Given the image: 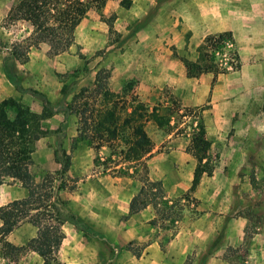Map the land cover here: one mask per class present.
<instances>
[{
	"label": "rangeland",
	"instance_id": "1",
	"mask_svg": "<svg viewBox=\"0 0 264 264\" xmlns=\"http://www.w3.org/2000/svg\"><path fill=\"white\" fill-rule=\"evenodd\" d=\"M165 4L166 0H131L128 7H125L121 4V0H109L103 9L99 11L91 9L87 12L74 32L72 44L65 52L50 55L47 45L41 44L37 49L32 48L30 57L22 66L12 60L5 63L3 60L6 55L2 59L3 54L0 53V79L2 78L3 81L0 82V100L13 97L28 105L35 113H40L44 99L53 105L64 103L62 89H72L77 92L81 87L91 86L94 75L99 69H107L110 72L108 85L111 90L121 92L126 89L128 93L133 91V94L137 95L136 88L141 78L148 79L151 76L149 70L151 71L152 67H149L148 63L152 58L163 59L165 56L172 55L180 63V57L191 61L198 60V47L188 49L187 44L186 52L180 57L177 55L176 47L170 42L171 28L180 26V23L175 16L166 15ZM6 10L0 9V49L23 39L31 29L30 25L23 21L6 20ZM234 49L236 52L235 45ZM141 63L143 64L139 68ZM233 65L216 75L209 73L214 77V83L217 77L221 76L227 79L224 81L226 85H235L238 77L234 75L240 67L238 56ZM4 68L17 72L16 81L9 79ZM153 76L158 75L155 73ZM155 82L154 96L146 97L145 100L139 94L137 97L150 108L156 107L159 114L164 116L165 123L162 126H157L152 121L145 125L154 153L158 155L167 153L168 135L186 138L189 145L192 134L196 130L198 118L202 117V111L208 106L184 107L174 96L170 86H163L160 81ZM27 89L35 90L39 94H32ZM240 92L239 103H242L243 107L248 106V90ZM254 123L256 126L251 129L245 126L227 128L215 146L210 147L209 165H212L213 170L217 172L215 176L212 174L209 179H205L197 198L189 191L174 194L167 192L163 184L167 200L178 203L173 211L179 209V216L171 213V216L164 218V207L158 201L155 206L150 205L154 209L149 208L142 214V219L145 222L148 219L147 223L154 228L153 235L159 236L162 244L168 239H173L177 229L190 226L191 222L202 213L208 212L220 218L219 222L214 224L219 228L209 244L206 241L210 237L196 232L198 241L205 242L206 246L204 249L198 246L195 250L190 248L184 264H192L198 253L199 264H205L212 257L213 252L215 256L211 263L215 264H264V119H258ZM242 124L244 125L243 122ZM41 127L43 133L36 142L31 165V172L36 183H40L46 175H50L54 180L53 189L60 190L58 188L60 185L74 187L78 180L84 181L89 176V181L94 185V204H92L94 208L95 204L100 203L101 195H104V191H108L112 184L117 186L118 193L122 194L128 195L131 192L134 194L139 190L145 176V173L139 172L140 165H136L138 171L133 175L102 172L103 166L100 163L104 162L108 150L100 149L99 162H94L97 153L88 141L78 136L74 115L58 110L45 119ZM187 149L185 152L196 162ZM62 153L68 155L70 166L72 160L77 159L75 165L82 169V172H76L78 174L75 175L74 172L68 173L67 170L60 177V170L51 169V172L43 174L44 164L50 159L60 167V162L64 161ZM158 164L166 165L165 162L156 163ZM149 172L150 168L147 166L148 178ZM17 183L3 184L0 195L16 187ZM213 187L219 190L213 192ZM183 197L189 199L186 200ZM201 202L203 204L199 206ZM120 204L119 200L118 205ZM66 212L68 216H74L85 226L84 232H81L86 240L101 241L106 250L108 249L105 256L98 255L97 264L100 262L121 264L122 260L121 262L115 260L118 249L127 250L128 243L121 248L116 244L114 236L121 232L123 225H126L124 216H120L116 226L110 215L103 232L96 229L94 224L85 223L74 213ZM153 212L154 220L153 218L149 220ZM68 216L64 218L65 221L72 223ZM229 226L233 227L231 231L228 230ZM116 228L117 231H115ZM30 231H20L18 235L20 233L24 236L27 233L29 235ZM229 234L230 237H228ZM230 241L232 243L229 246ZM130 242H133V249L141 250L145 245V243L138 245L135 241ZM217 253L219 255H216ZM88 260L94 263L92 255L88 256ZM62 262L65 263L63 260ZM0 264H41V260L30 250L4 255L0 240Z\"/></svg>",
	"mask_w": 264,
	"mask_h": 264
},
{
	"label": "trees",
	"instance_id": "2",
	"mask_svg": "<svg viewBox=\"0 0 264 264\" xmlns=\"http://www.w3.org/2000/svg\"><path fill=\"white\" fill-rule=\"evenodd\" d=\"M107 1L109 0L17 1L7 12L6 20L24 21L30 25L31 31L25 38L11 44L5 63L9 58L20 63L26 62L29 50L38 48L41 44L47 45L50 55L65 52L72 44L74 32L87 12L91 9H103ZM121 4L128 7L130 0H121ZM228 38L231 39L228 32L208 35L197 48L198 60L180 57L186 76L196 78L204 73L216 75L223 72L227 67L219 65L214 51H223L224 41ZM230 55L227 65L232 64L231 59H237L235 50ZM4 71L11 81H16L14 72L7 68ZM109 78L110 72L107 69L97 70L91 86L81 87L77 92L62 89L64 103L53 105L44 99L40 113H35L28 105L13 97L0 100V185L17 181L27 190L25 198L0 206V240L4 255L30 250L41 258V264H65L59 260L58 251L64 239L62 225L68 214L55 196L53 178L46 175L40 183H36L30 172L36 142L43 133L42 122L58 110L75 116L78 136L88 141L97 153L95 163L99 162L100 149L108 150L104 162L100 163L103 166L102 172L133 175L138 171L136 165H140L139 172L145 173L142 185L129 201L125 219L149 205L155 206L157 201L164 207V218L171 216V213L179 216V209L173 211L178 203L165 199L161 182L150 180L146 175V161L153 146L145 125L152 121L157 126H162L165 123L164 116L159 114L156 107L150 108L141 101L133 91L128 93L126 89L121 92L111 90ZM27 90L32 94H39L35 90ZM209 149L210 141L206 136L203 120L199 117L187 149L196 160L189 192L195 190L203 174L211 176L213 173L214 167L209 165ZM62 154L64 161L60 162V177L70 166L68 155ZM61 187L63 186L58 188ZM68 217L75 227L84 232L83 224L72 215ZM22 223H30L36 227V236L25 245L16 247L5 238ZM132 245L133 242H129L126 249L139 257L140 249H133Z\"/></svg>",
	"mask_w": 264,
	"mask_h": 264
},
{
	"label": "crops",
	"instance_id": "3",
	"mask_svg": "<svg viewBox=\"0 0 264 264\" xmlns=\"http://www.w3.org/2000/svg\"><path fill=\"white\" fill-rule=\"evenodd\" d=\"M1 1L0 9H7L8 12L16 0ZM164 9L166 15L175 16L178 23H180V26L171 28L172 36L170 40L176 47V53L179 57L186 52V44L188 49H195L208 35L230 33L240 63L239 70L234 75L238 77V82L235 85L228 86L224 83L227 79L219 76L214 83V77L209 73L201 74L196 78H188L182 62L180 63L178 59L168 55L163 59L152 58L148 63V66L152 67L151 71L149 70L151 76L148 79L141 78L136 93L144 100L146 97L154 96L155 81H160L163 86L171 87L172 93L179 99L182 106L189 108L207 105L208 107L202 111L201 118L205 125L206 136L210 141V147L215 146L227 128L245 126L251 129L255 127L256 123L254 121L264 119V0H166ZM11 44L0 49V53L3 54L2 59L5 55L4 59L9 57L8 52ZM31 50L32 48L28 52V58ZM11 60L21 66L26 64V62L20 63L14 58H9L8 61ZM142 64L139 65V68ZM14 73L18 77L17 72ZM155 73L158 78L153 76ZM0 82H3L2 78ZM245 89L248 90V106L243 107L242 103L238 101V95L241 93L240 91ZM237 92L239 93L237 94ZM166 142L167 153L155 155V151L152 149L146 161L148 168H150L149 179L160 181L162 187L165 185L167 192L173 194L189 191L196 162L185 152V149L189 146L188 139L168 135ZM75 160L77 159L72 160L68 173L74 172L76 175L78 174L76 172L81 173L82 169L76 167ZM160 162H165L166 165H156ZM43 169V174H45L51 172V169L60 170V167L50 159L44 164ZM216 172L217 170H213L212 174L215 176ZM211 176L205 174L201 176L197 187L192 192L196 198L200 194V188L205 179H209ZM17 184L7 193L0 195V206L27 196V190L19 182ZM93 187L94 185L89 181L88 176L84 181L82 179L78 180L74 187L64 185L60 190L54 189V192L63 210L74 213L76 217L82 219L85 223H92L96 229L105 232L104 226L109 222L110 215L116 226L121 218L120 216L125 218L128 215L129 201L135 193L131 192L128 195L118 193L117 186L112 184L109 186L108 191H104V195L100 197V203L95 204L94 208L92 205L94 204ZM2 188L3 184L0 185V191ZM217 190L219 188L213 187L212 189L213 192ZM112 192L115 193L112 194ZM164 193L165 199H167L165 190ZM119 200L120 205H118ZM202 204L203 202L199 206ZM149 208H151L150 205L124 219L126 225H123L121 232L114 236L117 241L116 244L121 248L130 241H135L138 245L145 243L140 250L139 257H135L128 250L118 249L119 252L115 260L118 262L122 260L121 264H184L190 253V248L195 250L198 246L204 249L206 246L205 242L198 241L196 232L198 231L200 234L210 237L206 241L209 244L219 228L218 225L216 227L214 225L220 220L218 216L215 217L208 212L202 213L200 217L191 222L190 226L187 225L189 228L184 226L179 230L177 229L173 239H168L162 244L159 236L155 237L153 235L154 228L147 223L148 219L146 222L142 219V214ZM152 214L149 220L152 218L154 220V212ZM230 226L228 230L231 231L233 227ZM24 230L26 232L29 230L30 234L27 233L24 236L20 233L18 235V232ZM36 231V227L30 223H22L14 228L5 239L14 246L20 247L35 237ZM62 231L64 239L58 251V257L65 264H88V262L97 264L99 261L98 255L105 256V253H108V249L106 250L101 241L86 240L82 232L68 221L63 223ZM115 231H117V228ZM230 234L228 237H230ZM230 243L232 241L229 242V246ZM201 244L205 245L202 246ZM31 252L36 254L33 251ZM90 255L94 258V263L88 260ZM211 255L212 257L205 264H215L211 263L215 252ZM216 255H219V253ZM197 256H199V253ZM197 256L192 264L200 263V258H197ZM37 257L41 260L38 255Z\"/></svg>",
	"mask_w": 264,
	"mask_h": 264
},
{
	"label": "built area",
	"instance_id": "4",
	"mask_svg": "<svg viewBox=\"0 0 264 264\" xmlns=\"http://www.w3.org/2000/svg\"><path fill=\"white\" fill-rule=\"evenodd\" d=\"M233 50H235L234 42L232 41V39L228 38L224 41L223 51H218V50L214 51L215 57L219 62V65H222L223 67L226 66L227 69L234 66L233 65L234 59H231L232 61L231 65L230 64L227 65V62L230 60V56H231L230 54Z\"/></svg>",
	"mask_w": 264,
	"mask_h": 264
}]
</instances>
